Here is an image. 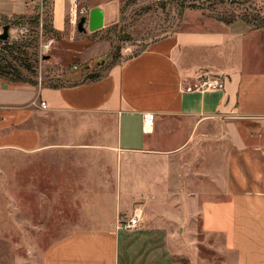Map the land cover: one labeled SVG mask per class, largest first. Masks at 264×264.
<instances>
[{
    "label": "crops",
    "instance_id": "0c3cea01",
    "mask_svg": "<svg viewBox=\"0 0 264 264\" xmlns=\"http://www.w3.org/2000/svg\"><path fill=\"white\" fill-rule=\"evenodd\" d=\"M207 78H221L223 86L194 88ZM145 112L155 113L147 130ZM70 113L83 122L61 121ZM92 115L111 117V129L97 121L74 131L76 123L91 124ZM80 136L84 143L75 144ZM74 145L93 156H118L124 177L132 178L57 183L52 172L43 189L38 165L35 182L21 183L39 193L33 233L43 234L50 223L61 236L38 252L40 264H183L173 252L193 264L197 225L221 237L217 247L234 256L230 264H264V27L235 21L175 32L117 62L100 80L71 87L0 78V152L45 159ZM146 160L148 167L140 164ZM50 167L58 171L53 158ZM97 169L104 171L100 163ZM80 185L87 191L76 222ZM137 206L144 207L140 226H121ZM11 244L0 243V264L33 261L21 260Z\"/></svg>",
    "mask_w": 264,
    "mask_h": 264
},
{
    "label": "rangeland",
    "instance_id": "374dc122",
    "mask_svg": "<svg viewBox=\"0 0 264 264\" xmlns=\"http://www.w3.org/2000/svg\"><path fill=\"white\" fill-rule=\"evenodd\" d=\"M79 6L86 9L81 17H88L92 8L100 6L106 13L104 25L97 30H91L87 23L86 30L79 31L78 24L72 25L70 22L68 0H55L50 2L49 6L32 0H0V32L3 31L4 25L11 26L7 41H23L30 44L37 40L39 43V52L35 56L31 54L32 47H26L28 56L35 60L32 75L38 79V85L72 83L77 79L89 80V76L97 74L103 77L116 62L138 54L149 43L175 32L218 29L235 21H241L254 28L264 27L258 26L264 21V0H80ZM37 14L40 15L38 26L33 25L30 20ZM44 23L54 26L59 34H48L43 29ZM21 27H26V30L21 32ZM47 39H53L54 43L49 51L43 54L41 47ZM59 116L61 121L66 118L80 122L84 120L83 115L73 113ZM90 117L91 124L76 123L73 125L74 131L81 133V129L88 125L95 127L94 123L97 121L104 123V129H111V117ZM81 140L82 136L75 144L84 143ZM74 146L45 159L18 150L0 152V243L2 244L4 239H10L15 255L21 257V260H33L23 262L24 264H40L38 252L61 238L55 234L57 230L50 226V223H47L43 234L33 233L37 223L35 199L39 193L34 185L26 188L21 186V183L35 182L38 165L45 169L44 178L39 185L43 189L50 183L52 172L56 173L57 183L90 185L124 183V180L130 183L132 175L125 173L126 177L129 176L127 181L123 174L126 169L125 161L121 166L118 156L109 153L93 156L81 150V146ZM52 158L59 165L58 169L56 168L58 171L50 167ZM148 162L141 161L140 164L148 167ZM99 163L103 166V172H97ZM150 163L153 165L154 161ZM82 186H77L74 190L77 198L74 216L76 222L81 217L82 204L79 198L87 191ZM197 228L196 243L199 250L193 264H230L229 260H234L233 255L224 254L217 247L220 246L218 243L222 242L221 237L207 236L201 232L200 226L197 225ZM179 238H175L176 243ZM34 253H37L36 256ZM181 258L180 254L173 252L174 261L189 264ZM156 263L163 264V261L161 259Z\"/></svg>",
    "mask_w": 264,
    "mask_h": 264
},
{
    "label": "trees",
    "instance_id": "16d2710c",
    "mask_svg": "<svg viewBox=\"0 0 264 264\" xmlns=\"http://www.w3.org/2000/svg\"><path fill=\"white\" fill-rule=\"evenodd\" d=\"M44 6H49V2H45ZM31 22L33 25L40 24V15L37 14L32 17ZM263 20V19H262ZM47 21V18H46ZM258 26H264V21ZM43 29L51 35L59 34L57 29L50 25L49 23H44ZM27 46L32 47V52L34 56L39 52V43L37 40L35 42H31L30 44L23 41H14L12 43L7 40L0 39V78L8 81L10 83H29L33 85H38V79L33 77L32 72L34 70V61L33 58L29 57L27 54ZM14 54H17L14 56ZM117 63V62H116ZM104 77V76H103ZM100 75H91L89 76V80H75L72 83H50L44 86L53 87V88H62V87H71L79 84H83L86 82H93L100 80L103 78Z\"/></svg>",
    "mask_w": 264,
    "mask_h": 264
},
{
    "label": "built area",
    "instance_id": "2783aa9c",
    "mask_svg": "<svg viewBox=\"0 0 264 264\" xmlns=\"http://www.w3.org/2000/svg\"><path fill=\"white\" fill-rule=\"evenodd\" d=\"M38 3H41L42 5L45 2H53L55 0H32ZM70 4V22L72 25H77L81 15L84 14L86 9L84 7L79 6L80 0H68ZM42 29V28H41ZM21 32H24L26 30V27H21L19 28ZM54 40L53 39H47L41 47V52L43 54L47 53L51 46L53 45ZM223 80L221 78H207L205 80H202L194 85V88L198 91L205 92L208 90H213V89H219L223 86ZM40 105L43 108L47 107V103L45 100L40 101ZM155 120V113L153 112H145L144 113V124H145V129L147 130L150 126L153 125ZM143 208L141 206H137L134 209V213L132 217H130L126 221H121L120 225L123 226L124 228L127 229H134L138 228L142 222L143 219Z\"/></svg>",
    "mask_w": 264,
    "mask_h": 264
},
{
    "label": "water",
    "instance_id": "95a60500",
    "mask_svg": "<svg viewBox=\"0 0 264 264\" xmlns=\"http://www.w3.org/2000/svg\"><path fill=\"white\" fill-rule=\"evenodd\" d=\"M89 23L91 30H97L104 25V11L100 7H94L90 10L89 16L83 15L78 22L79 31L86 30V24ZM11 26L6 24L3 31L0 32V39L7 40L10 37Z\"/></svg>",
    "mask_w": 264,
    "mask_h": 264
}]
</instances>
